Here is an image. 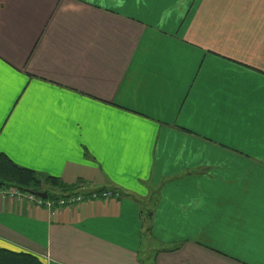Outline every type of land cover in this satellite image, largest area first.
Listing matches in <instances>:
<instances>
[{
	"label": "crops",
	"instance_id": "1",
	"mask_svg": "<svg viewBox=\"0 0 264 264\" xmlns=\"http://www.w3.org/2000/svg\"><path fill=\"white\" fill-rule=\"evenodd\" d=\"M0 152L85 196L0 195V248L264 264V0H0Z\"/></svg>",
	"mask_w": 264,
	"mask_h": 264
},
{
	"label": "trees",
	"instance_id": "2",
	"mask_svg": "<svg viewBox=\"0 0 264 264\" xmlns=\"http://www.w3.org/2000/svg\"><path fill=\"white\" fill-rule=\"evenodd\" d=\"M45 186L67 189L56 177L38 173L32 169L14 163L0 152V188L15 187L23 191H41ZM46 191L49 195L48 189ZM52 197V196H50ZM55 198V196H53ZM172 250V249H171ZM0 264H45L33 254L13 252L0 248Z\"/></svg>",
	"mask_w": 264,
	"mask_h": 264
},
{
	"label": "built area",
	"instance_id": "3",
	"mask_svg": "<svg viewBox=\"0 0 264 264\" xmlns=\"http://www.w3.org/2000/svg\"><path fill=\"white\" fill-rule=\"evenodd\" d=\"M0 195L11 196L17 199H26L28 201L34 202L37 205H44L47 208H51L53 206L75 205L85 199V196L81 193H72L54 199H50V198L44 199L30 192L21 191L20 189L15 187L0 188ZM111 195H115V194L112 193L110 190H104L101 192L93 191L90 193V197L92 199L107 198L110 197Z\"/></svg>",
	"mask_w": 264,
	"mask_h": 264
},
{
	"label": "water",
	"instance_id": "4",
	"mask_svg": "<svg viewBox=\"0 0 264 264\" xmlns=\"http://www.w3.org/2000/svg\"><path fill=\"white\" fill-rule=\"evenodd\" d=\"M19 189V188H18ZM21 190V189H20ZM21 191H23V190H21ZM26 192H30V193H32V194H34V195H36V196H38V197H41V198H44V199H46V198H48V193H47V191H26Z\"/></svg>",
	"mask_w": 264,
	"mask_h": 264
},
{
	"label": "rangeland",
	"instance_id": "5",
	"mask_svg": "<svg viewBox=\"0 0 264 264\" xmlns=\"http://www.w3.org/2000/svg\"><path fill=\"white\" fill-rule=\"evenodd\" d=\"M49 192V191H48ZM151 256V255H150ZM152 260H153V258H152Z\"/></svg>",
	"mask_w": 264,
	"mask_h": 264
}]
</instances>
